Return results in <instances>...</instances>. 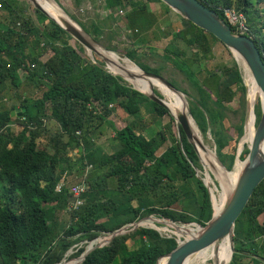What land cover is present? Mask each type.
Listing matches in <instances>:
<instances>
[{
	"label": "trees",
	"instance_id": "trees-1",
	"mask_svg": "<svg viewBox=\"0 0 264 264\" xmlns=\"http://www.w3.org/2000/svg\"><path fill=\"white\" fill-rule=\"evenodd\" d=\"M198 1L226 23L224 9L242 14L246 19V35L252 38L264 62V21L258 20L251 0ZM147 2L160 3L170 11L159 0H104L105 9H119L125 14L127 9L130 13L136 11L141 22L149 19L143 4ZM81 3L82 0H75L76 5ZM30 6L22 0H0V93L6 84L16 95L21 87L30 86L39 91L38 98L30 97L31 89L25 92L19 106L21 117L10 116L15 107L2 106L0 110V264H59L74 245L93 241L101 234L112 233L149 216L176 224L204 226L212 214L211 202L206 187L196 175V170L201 169L199 158L183 132L179 131V144L178 132L168 138L159 131L146 138L137 131L141 128L137 120L142 118L144 110L158 119L168 116L171 131L176 125L167 110L85 59L79 44L72 45L71 37L55 22L32 7L34 17L30 16ZM129 14L127 28L133 25L128 20ZM107 18L92 21L89 27L79 24L97 39L95 35L108 27L106 22L113 23L112 12ZM180 23L182 30L171 34L172 44L164 48V54L184 56V51L175 46L176 40H181L196 50L190 59L199 61L210 54L211 44L219 42L189 21L180 19ZM229 27L237 33L235 27ZM131 30L135 44L138 31ZM106 47L109 51L116 50L111 45ZM48 51L51 55L42 61ZM125 56L142 70L160 74L158 69L137 62L134 52L129 51ZM217 69L200 80L189 67L184 75L198 94L189 109L190 115L202 134H210L217 158L230 170L236 153L231 148L234 138L224 125L225 104L237 91L244 93L245 88L236 63L228 68L220 65ZM119 110L136 120L121 129H113L114 151L105 154L94 144L96 129L104 122L109 125V117ZM254 113L258 122L259 103ZM47 122H53L57 131L41 147L39 140L47 135ZM243 124L241 119L234 126L237 139L243 135ZM13 125H17V132L13 131ZM167 141L169 146L157 155ZM81 146L84 154L80 159L92 169L87 178L88 190L83 205L68 212L67 224L60 227L55 215L66 209L70 195L67 187L56 192L55 186L61 175L70 170L68 150ZM247 153L245 146L240 159ZM109 179L115 180V188L107 186ZM260 216H264V180L235 222L232 259L236 264L243 256H248L252 264H264V217L260 221ZM131 235H137L141 243L134 250L125 246ZM131 235L115 237L107 246L89 253L81 264H155L159 256L176 247L175 238L163 237L152 229L139 228ZM83 251V247L79 248L73 257ZM120 254L123 256L118 260Z\"/></svg>",
	"mask_w": 264,
	"mask_h": 264
},
{
	"label": "rangeland",
	"instance_id": "rangeland-1",
	"mask_svg": "<svg viewBox=\"0 0 264 264\" xmlns=\"http://www.w3.org/2000/svg\"><path fill=\"white\" fill-rule=\"evenodd\" d=\"M26 1L28 4V0H22ZM58 4H60L61 8L73 19L76 23L79 24L82 23L86 27H89L90 22H97L101 20H106L107 16L112 12L113 14V23H109L107 21L106 23L108 24V27L104 28L102 30V33L100 32L99 35H95L97 39H95L91 34L87 33L84 29V31L92 37L100 47L104 48L106 50V45H111L116 47L115 51H110L115 54H117L120 57H126L125 54L129 51L132 53L134 52L136 54L135 60L149 68L152 69H158L160 71L159 76L163 77L166 79L168 82H173L177 87L176 88L178 91L183 93V97L186 101L187 108H191V104L194 103L197 98L198 94L196 91L195 86L189 81L185 75L184 71L185 68L189 67V69L195 74V77L197 80L206 78L208 75L209 71L217 69L218 66H224V67H232L234 63H237L234 56L229 53V51L219 42H215L211 44V51L209 55H206L203 59H199V61H194L193 59H190L191 54H195L196 50L193 49V46L188 47L185 45L181 40H176L175 46H177L179 49L184 51V56H170L168 54H164L163 50L165 47H168L172 44L171 40V34L179 32L182 30L183 26L179 22V18H175L174 15H172V18L175 19L174 23L171 24V26L168 27L167 24V18L164 16L163 18L161 17L160 10L158 9L157 2H147L143 3L146 6L147 10V16L149 19L147 22H141L139 20V15L138 12L133 11L130 13V11L126 10H108L105 9V4L104 0H82V3L80 6L75 4V0H55ZM251 2L254 4V8L257 9L258 12V20L260 22L264 21V0H251ZM31 5V4H30ZM32 5L30 6V9L28 10V14L30 16H33V11H32ZM119 11H122V14H118ZM167 11V10H165ZM236 12L235 10H233ZM109 13V14H108ZM115 13L117 16H115ZM130 13V14H129ZM152 13V15L150 14ZM129 14L128 20L133 23L132 27L127 28L126 27V15ZM146 15V14H144ZM243 18L245 27L246 26V19L245 17L240 14ZM73 17V18H72ZM126 18V19H125ZM108 19V18H107ZM80 26V24H79ZM81 27V26H80ZM105 27V26H104ZM82 28V27H81ZM133 31H138L137 35V41L135 44H133ZM161 30V31H160ZM248 32V30H247ZM94 34V33H93ZM70 43L72 45H75V41L71 39ZM78 44V43H77ZM80 46V45H79ZM132 46L134 49H132ZM82 52L80 53L85 59L92 61L93 63L99 65L101 68L106 70L107 66L102 63V61L96 57L95 55L89 56L87 51L82 47ZM101 48V49H102ZM139 48V49H138ZM108 51V50H107ZM51 55V52H47L46 55L43 56L41 59L42 61H45L49 56ZM127 58V57H126ZM186 63H185V61ZM131 61V60H130ZM132 63L136 64V62L131 61ZM102 63V64H101ZM138 66V65H137ZM108 69V68H107ZM109 70V69H108ZM144 71V70H143ZM217 74L219 75L218 69L216 70ZM240 73L242 76L241 68H240ZM20 75L23 76L22 72H20ZM243 79V76H242ZM122 80V79H121ZM124 84L127 86H132L130 83L125 82L122 80ZM172 84V83H171ZM243 86L245 88V92L241 93L239 91L236 92V95L231 99L229 102L225 104V110H224V115H225V120H224V125L226 128L229 129V135L234 138V142H231V148L233 149L234 153H237L238 151V146L240 145V138L235 137V132H234V126H238L240 124L241 119H243V123L246 125V119H247V108H248V102H247V90L243 81ZM235 89V86H233ZM31 89V98H38L39 97V91L34 90L33 87H21L18 91V95L13 91V88H11L8 84H6V87L3 92L0 93V110L2 106L5 108H10V107H15L19 109L21 99L23 98L25 92H29ZM160 95V94H159ZM27 96V95H25ZM161 96V95H160ZM162 97V96H161ZM256 103H259L257 100ZM254 104V108L255 105ZM145 105L149 106L150 104L146 103ZM190 111V110H189ZM193 118V117H192ZM136 120L129 118L127 114H125L123 111H114L112 115L109 117V125L107 123L101 124L99 128L96 129V135L94 138V144L98 146L100 149L103 150L105 154H111L114 151V144H113V129H121L123 128L126 124L130 123L131 121ZM141 122H140V121ZM194 123L195 120L193 119ZM170 122V119L168 116H164L161 119H158L155 117V115L151 113H147V111L144 110L142 113V118L137 120V123L141 126V128H138L137 131L142 133L146 138H150L154 136L156 133L159 131H163L165 135L169 138L171 136V133L175 136L177 135V129L176 127L172 126L171 131L168 129V124ZM112 123V124H111ZM147 124V125H146ZM47 135L39 140V146L43 147L44 144L48 141V138L55 134L57 131V126L53 122H47ZM196 125V123H195ZM111 126V127H110ZM197 127V125H196ZM12 129L14 132H17L18 127L17 125H13ZM198 129V127H197ZM244 131H245V126H244ZM198 132L200 136L202 137L204 143L209 147V149L215 153V145L213 142L212 137L208 132L205 134H202L200 130L198 129ZM254 132V116L252 113V124H251V134L253 135ZM243 137V135H242ZM169 141L165 142L164 145L157 151V155H160L161 152H163L167 146H169ZM247 143L243 145H240L241 154L245 149V146ZM243 146V147H242ZM83 149L82 146L74 149V150H68L67 152V157L69 158L70 162V170L65 171L61 177L64 178L66 186L69 187L72 184L75 183H81L84 182L88 186L87 178L90 176L92 169L89 166L85 165V162L81 160L80 156H82ZM240 154V155H241ZM239 155V157H240ZM201 162V161H200ZM199 162V163H200ZM243 164V163H242ZM241 164V165H242ZM201 169L196 170V174L199 178L205 180L206 182V177L207 173L210 175L211 179L214 182V185L216 186L217 192L221 195H225V190L226 188L223 187L222 184L218 183V181L215 179L214 174L206 170L205 167L200 163ZM231 168L230 170H232ZM228 172V171H227ZM225 171V173H227ZM96 174H100V172H97ZM96 176V175H95ZM207 186L209 189H213L214 185L213 184H208L206 182ZM107 186L112 189L115 188V180L109 179ZM222 186V187H221ZM216 197H218V194L214 193ZM56 219L58 221L59 226H65L68 222V212L63 210L62 212H57L56 213ZM264 216H260L259 220L262 221ZM151 218H155L161 221H164V219H159L156 217L151 216ZM144 221V220H143ZM142 222V221H140ZM139 222V228H145L149 229V226H142L140 225ZM167 222V221H166ZM176 224V223H175ZM154 226H157L158 233L163 236V237H173V238H183L190 234H193V229H196L195 226H193V229L187 232L185 235L180 234V231L176 226H169L164 225L160 222H156V224H152ZM177 226H184V224H176ZM185 226H188L187 224ZM136 230L132 231V229L129 227L128 232L125 235H131L132 233H135ZM174 231H178L180 235H177L174 233ZM101 237H108L106 234H101L97 239L100 240ZM90 242H81L73 246L72 249H70L64 256V261L74 263L77 261L78 257H73V254L76 253V250L79 248L83 247L84 250L89 246ZM140 242L138 240L137 235H131L129 239L126 241V248L128 250H134L137 249L140 246ZM235 251V249H234ZM123 254L118 257V260L122 258ZM248 256H243L239 257V264H252V262L247 258ZM229 264H236L235 261L231 258V262Z\"/></svg>",
	"mask_w": 264,
	"mask_h": 264
},
{
	"label": "water",
	"instance_id": "water-1",
	"mask_svg": "<svg viewBox=\"0 0 264 264\" xmlns=\"http://www.w3.org/2000/svg\"><path fill=\"white\" fill-rule=\"evenodd\" d=\"M159 1L165 6H167L170 9V11L175 13L180 19L189 21L191 24L200 28L205 33L212 35L229 51L230 54H232V52H236L238 56L240 57L241 61L248 68L250 75L252 76L254 83L256 87L258 88L259 92L261 93V95L264 96V62L252 38L244 34H236L232 32L229 25L223 19H220L214 11L205 7L198 0H159ZM28 2L32 5L34 9L43 13L46 17H48L50 20L55 22L61 29H63L67 33V35L71 37L73 41L77 42L86 51L89 50L90 51V53H88L89 56L92 57V55H95L102 61V63H104L107 66L106 59L97 49V47L98 48H102V47H100L98 43L92 37H90L83 30V28L79 26L78 23H76L73 19H71V17L61 8L60 4H58L55 0H53V2L57 5V7H59L63 11L66 17L70 20V22L62 20V24H61L58 21H56L53 17H51L48 14V12L43 9L40 3H38L37 0H28ZM236 64L240 71V64L238 62ZM107 68L105 70L106 72L112 74L113 76H117L123 81L129 83V80H128L129 77L125 78L122 75H117L115 73H112ZM143 73L145 77L156 79L162 84H164L167 88L183 96V93H181L176 88H174V86L170 82H168L166 79L159 76L158 74H154V73L147 72V71H143ZM130 87L133 90L139 92L140 94L146 96L153 103L167 110L169 116L175 122L176 129L178 132L179 144H181V140L179 137V131L181 130L187 142L192 146L194 152L199 158V155L192 141L193 137H192V133L189 127L188 117L186 115H179L177 117H174L173 115H171V113L169 112L168 108L166 107L164 103L163 98L159 95L157 91H154L151 89L148 94H145V93L140 92L133 85ZM259 105H260V119L258 122H256L254 107L252 108V112L254 116V132H253L251 141L249 142V144L246 145V149L248 150V153L243 160H241L239 157V155L241 154L242 148L240 149V145L238 146L239 149L235 155L232 168L234 167L237 161H240L241 163H243V166L237 177L234 187L228 193L227 199L223 205L222 210L217 214L214 213L212 192L207 186L205 180L200 178L203 185L206 187L208 191L210 202H211L212 214H211L210 219L205 223L204 226H199L195 223L187 224V225L195 226L196 228L194 229L195 234H193V236H190V237H187L185 235V237H183L182 239L180 237L175 238L176 247L173 250H171L169 253L159 256L156 259L155 264H158V262L162 258L166 259L165 264H184L186 260L192 255H194L195 253L205 248H208L214 244H218L225 238H228L230 241V249H231L232 255L235 253L234 243H233L235 222L238 219V217L241 215L244 208L246 207L254 190L264 180V149H263V146H264V105L261 102H259ZM186 110H187V115L193 120V118L190 115L189 109L187 108ZM21 111L22 110H19V109L11 111L10 116L14 117L15 114H17L16 115L17 117H21L22 116ZM247 114H248V108H247ZM244 126H245V123L243 124V135H244ZM215 157H216L218 164L221 167H223L227 171H230L219 161L217 156ZM200 161L201 160L199 158V162ZM150 218L151 216L142 218L131 224L124 225L123 227L113 231L112 233L106 234L108 236V239L105 244L95 245L94 247H91V248H88L89 247L88 246L81 253L79 258H77L76 262L70 263V262L64 261V258H63L59 264H81L85 260L87 255L91 253L92 251H94L95 249H99L104 246H107L108 244L111 243V241L115 237L127 234L129 227L132 229V231L136 230L139 227L140 221L150 219ZM166 221L168 223L176 225L174 222H171L165 219L162 224L166 225L165 224ZM149 229H152L158 232L157 227L156 228L150 227ZM97 238L94 239L93 241L97 240ZM93 241H90V243Z\"/></svg>",
	"mask_w": 264,
	"mask_h": 264
},
{
	"label": "bare ground",
	"instance_id": "bare-ground-1",
	"mask_svg": "<svg viewBox=\"0 0 264 264\" xmlns=\"http://www.w3.org/2000/svg\"><path fill=\"white\" fill-rule=\"evenodd\" d=\"M37 1L38 3H40L43 9L48 12V14L51 17H53L59 23L62 24V20L70 22V20L66 17L63 11L59 7H57V5L53 2V0H37ZM97 49L106 59L107 67L112 73H115L117 75H122L125 78L129 77L128 78L129 83L142 93L148 94L151 89L157 91L162 96L166 107L168 108L171 115H173L174 117H177L179 115H186L188 117L189 127L193 137L192 141L199 155L201 163L203 164L206 170H209L214 174L215 179L218 181V183L222 184L223 187L227 189L225 190V195L221 196L217 192L216 186L214 185V182L211 179L210 175L207 173L206 182L208 184L214 185V188L211 189L214 213L215 214L219 213L223 208L228 193L234 187V184L242 169L243 164L241 166L238 164V162H236L233 169L225 173V171L223 170L224 168L218 164L214 153L204 143L194 121L187 115L186 101L181 94L172 91L171 89L167 88L164 84H162L156 79L145 77L143 71L139 67H137L134 63L129 61L126 57H120L113 52L106 51L98 47ZM87 53H90V51L87 50ZM232 55L234 56L235 60L240 64L243 81L247 90L248 114L246 119L244 135L243 137H241L240 140V145H244L245 143L249 144L253 136L251 134L252 113H253L252 108L254 107L257 98L259 102H261L264 105V96L261 95V93L259 92L258 88L254 83L252 76L250 75L248 68L241 61L238 54L236 52H232ZM238 166L241 167L238 168ZM215 191L218 194V197L214 195ZM156 222L163 223V221L161 220L153 219L148 221H142L140 222V225L156 228L154 225H152V224H156ZM165 224L166 225L168 224L169 226H176L168 222H166ZM188 226L190 227V225ZM176 227L183 235H185L187 232L189 233V231L193 229V227L191 228H184L182 226H176ZM193 234H195L194 229H193ZM193 234H190L187 237L193 236ZM107 239L108 237H101L100 240H97L93 244H89L88 248L94 247L95 245H103L107 242ZM231 258H232V253L230 249V241L228 238H225L218 244H214L208 248H205L195 253L194 255L189 257L184 264H222V262L224 261L230 263ZM165 262L166 259L162 258L160 259L158 264H165Z\"/></svg>",
	"mask_w": 264,
	"mask_h": 264
},
{
	"label": "built area",
	"instance_id": "built-area-1",
	"mask_svg": "<svg viewBox=\"0 0 264 264\" xmlns=\"http://www.w3.org/2000/svg\"><path fill=\"white\" fill-rule=\"evenodd\" d=\"M118 14H122V11H119ZM223 15L229 26L235 27L237 33L236 34H247V29L245 27L242 16L234 12L232 9H224ZM111 107V106H109ZM66 186L64 178H61L57 185L55 186V191L60 192L62 188ZM68 194L70 195V200L67 204L66 211L72 212L78 210L84 203V194L88 190V186L86 183H75L67 187Z\"/></svg>",
	"mask_w": 264,
	"mask_h": 264
},
{
	"label": "crops",
	"instance_id": "crops-1",
	"mask_svg": "<svg viewBox=\"0 0 264 264\" xmlns=\"http://www.w3.org/2000/svg\"><path fill=\"white\" fill-rule=\"evenodd\" d=\"M158 9L160 10V15L163 18L164 16L167 18V24L168 27L171 26V24L174 23L175 19L172 18V15L175 16V18H179L175 13H173L172 11H165V9L162 7V5L160 3L157 4ZM180 20V18H179ZM180 22V21H179Z\"/></svg>",
	"mask_w": 264,
	"mask_h": 264
}]
</instances>
